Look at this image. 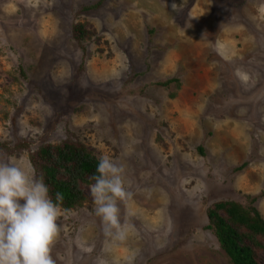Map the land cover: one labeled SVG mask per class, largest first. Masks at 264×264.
Segmentation results:
<instances>
[{
  "label": "rangeland",
  "instance_id": "rangeland-1",
  "mask_svg": "<svg viewBox=\"0 0 264 264\" xmlns=\"http://www.w3.org/2000/svg\"><path fill=\"white\" fill-rule=\"evenodd\" d=\"M97 1L0 0V161L72 138L125 167L126 238L83 185L56 264H230L205 212L250 195L264 218V0Z\"/></svg>",
  "mask_w": 264,
  "mask_h": 264
},
{
  "label": "clouds",
  "instance_id": "clouds-1",
  "mask_svg": "<svg viewBox=\"0 0 264 264\" xmlns=\"http://www.w3.org/2000/svg\"><path fill=\"white\" fill-rule=\"evenodd\" d=\"M175 9L176 5H172ZM97 175L90 179L95 215L101 219L105 235L124 240L119 204L132 197L125 167L108 155L98 158ZM56 200L62 202L63 194ZM23 201V203H21ZM61 210L49 196L43 177L35 169H25L15 157L0 161V264H56L51 252L60 228Z\"/></svg>",
  "mask_w": 264,
  "mask_h": 264
},
{
  "label": "trees",
  "instance_id": "trees-1",
  "mask_svg": "<svg viewBox=\"0 0 264 264\" xmlns=\"http://www.w3.org/2000/svg\"><path fill=\"white\" fill-rule=\"evenodd\" d=\"M104 0L97 1L88 9L98 7ZM72 36L81 42L87 32L81 23L72 26ZM158 84L168 87L179 83L171 77ZM173 95V94H172ZM27 145V143H24ZM203 154V148L198 147ZM36 178L43 177L49 196L59 208L70 209L85 201L83 185H92L90 179L97 175L98 156L80 141L68 138L56 145L47 143L29 153ZM245 163L235 167L240 170ZM63 194L62 202L56 200L57 193ZM243 202L223 200L206 208L207 228L217 237L220 248L230 264H260L256 249L264 251V218L255 206L256 196L246 195Z\"/></svg>",
  "mask_w": 264,
  "mask_h": 264
}]
</instances>
